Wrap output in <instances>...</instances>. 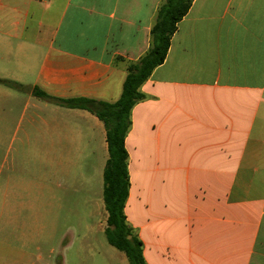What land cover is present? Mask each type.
Listing matches in <instances>:
<instances>
[{
	"label": "crops",
	"instance_id": "obj_1",
	"mask_svg": "<svg viewBox=\"0 0 264 264\" xmlns=\"http://www.w3.org/2000/svg\"><path fill=\"white\" fill-rule=\"evenodd\" d=\"M163 1L0 0V79L16 83L0 82V97L6 112L21 102V121L29 116L11 142L33 148L37 164L46 148L54 161L78 164L68 187L76 185L91 216L106 209L105 125L35 91L117 101L128 64L150 49ZM141 91L125 140V213L147 263L264 264V0H194ZM25 152L0 186V220L5 213L9 229L39 239L45 178L24 170ZM33 256L4 257L32 264Z\"/></svg>",
	"mask_w": 264,
	"mask_h": 264
},
{
	"label": "rangeland",
	"instance_id": "obj_2",
	"mask_svg": "<svg viewBox=\"0 0 264 264\" xmlns=\"http://www.w3.org/2000/svg\"><path fill=\"white\" fill-rule=\"evenodd\" d=\"M22 110L23 103L20 102L16 103L12 111L8 112L7 109L6 112L5 98L0 97V170H2L0 186L5 174L11 171L17 151H26L29 160L27 164H23L24 170L30 175L33 171H38L39 174L43 172L45 178L44 233L43 237L33 239L31 236L23 235L19 228L13 231L6 225L4 213L0 220V264H6L5 253L13 254L15 258L22 252L34 255L32 264H58V253L61 255V264H129L125 253L107 240L106 209L104 208V215L97 211L91 216L86 209L89 205H85L76 185L68 187V179L73 181V178L80 176L79 165L69 162L60 164L54 161L52 148L43 149L44 162L37 164L32 162V157H35L33 148L20 149L18 141L11 142V136L17 126L21 123L22 127L28 125V115L21 121ZM6 125L10 129L8 136L4 132ZM21 135L22 131L18 133V137ZM68 151L69 149H66V155H69ZM58 179H62L61 188L57 186ZM102 190V185L99 189L95 188L93 195L95 196L98 191L102 194ZM40 253L44 254V258L38 260L37 255ZM12 262L20 264V261Z\"/></svg>",
	"mask_w": 264,
	"mask_h": 264
},
{
	"label": "trees",
	"instance_id": "obj_3",
	"mask_svg": "<svg viewBox=\"0 0 264 264\" xmlns=\"http://www.w3.org/2000/svg\"><path fill=\"white\" fill-rule=\"evenodd\" d=\"M193 2L194 0H164L159 6L151 30L150 49L140 59L128 64L123 91L117 101L86 97L55 98L43 90L35 91L38 96L52 99L64 107L88 110L103 121L109 150L104 169L103 197L108 212L105 234L112 246L126 254L130 264H148L143 253V242L129 224L125 213L130 191L129 154L125 140L132 125L131 112L138 102L145 99L141 87L155 68L165 61L178 23L188 14ZM0 82L9 86L16 84L5 79H0Z\"/></svg>",
	"mask_w": 264,
	"mask_h": 264
}]
</instances>
